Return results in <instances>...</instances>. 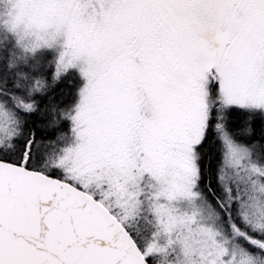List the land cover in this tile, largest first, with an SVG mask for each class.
Returning <instances> with one entry per match:
<instances>
[{
  "label": "snow or ice",
  "instance_id": "1",
  "mask_svg": "<svg viewBox=\"0 0 264 264\" xmlns=\"http://www.w3.org/2000/svg\"><path fill=\"white\" fill-rule=\"evenodd\" d=\"M0 264H264V0H0Z\"/></svg>",
  "mask_w": 264,
  "mask_h": 264
}]
</instances>
